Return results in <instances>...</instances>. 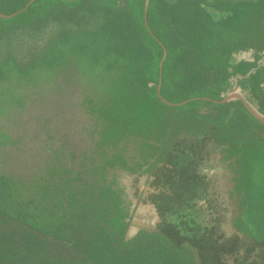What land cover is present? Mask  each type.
Returning <instances> with one entry per match:
<instances>
[{
  "label": "trees",
  "instance_id": "trees-1",
  "mask_svg": "<svg viewBox=\"0 0 264 264\" xmlns=\"http://www.w3.org/2000/svg\"><path fill=\"white\" fill-rule=\"evenodd\" d=\"M29 2L0 0V156L23 148L11 120L65 71L80 81L89 148L78 160L64 138L24 175L0 167V264H200L160 232L128 239L108 172H144L179 138L213 131L257 156L264 124L242 100H221L233 52L264 48V0H150L147 13L146 0ZM256 188L264 198V178Z\"/></svg>",
  "mask_w": 264,
  "mask_h": 264
},
{
  "label": "rangeland",
  "instance_id": "rangeland-1",
  "mask_svg": "<svg viewBox=\"0 0 264 264\" xmlns=\"http://www.w3.org/2000/svg\"><path fill=\"white\" fill-rule=\"evenodd\" d=\"M262 27L264 28V19ZM249 51H260L258 58L264 61V48L262 50L250 48ZM82 95L79 79L68 71L42 82L36 91L35 100L26 108L25 113L16 117L14 121L11 120L9 124V129L13 133L24 138L23 148L13 154L0 156L1 169L24 175L33 163L44 164L52 159L54 157L52 149L59 147L64 138H67L68 147L74 149L79 160L80 155L89 148V139L84 130V126L89 124V119L79 104ZM184 139L185 136L179 138L171 151L186 157L189 154V151L184 148L186 145L178 147ZM188 139L194 142L197 136L192 135ZM176 144L178 148L173 150ZM261 144L260 142L251 147L250 157L252 154L257 155H253L252 159L248 160L249 165L252 162L250 169L255 172L252 174L253 178L255 176L264 177V163L262 164L264 152L261 153L258 150V148L264 149ZM167 179V186L159 181L156 183L157 185L162 184L167 194L174 197L164 199L165 208L156 210L151 193H157L159 189L153 186L154 181L148 178L147 173L131 174L119 167L110 169L108 172V180L123 191L126 210L131 213L128 218L130 220L128 239L132 238L141 227L155 228L172 243H187L200 264H264V245L258 243L262 241L261 237H264V230H261L263 223L260 222V217L264 219L261 215L264 210L258 208V205L264 203V198L257 194L258 191L251 188V195L242 204V208L246 210L249 227L255 229L250 231L253 235L243 236L240 233L235 234L231 225L228 224L230 201L222 200L223 213L217 218L218 225L213 218L215 219L221 213L220 210H214L212 217H208L211 215L198 212L194 207L192 198L196 194L201 197L204 192L202 185L205 186L206 182L202 178H193L192 184H186L183 178H180L184 188L189 189L188 193L183 192L182 189L179 190L181 182L177 178H172L171 181ZM170 183L173 193L169 190L171 189ZM175 184H178L177 189L174 187ZM258 185H261V182ZM196 203L199 205L200 201ZM49 246L53 253L62 251L65 254L66 248L63 243L52 239Z\"/></svg>",
  "mask_w": 264,
  "mask_h": 264
},
{
  "label": "crops",
  "instance_id": "crops-1",
  "mask_svg": "<svg viewBox=\"0 0 264 264\" xmlns=\"http://www.w3.org/2000/svg\"><path fill=\"white\" fill-rule=\"evenodd\" d=\"M210 10L216 20H220L232 14L229 10ZM258 54L259 52L254 51L236 50L233 52L231 58L233 75H231L226 84L225 97H227L229 93H238L245 98L253 109L264 116V61H260ZM245 89L246 93L244 92ZM257 134L263 136L262 138H264V129L262 128L258 130ZM188 137H192V135H186L182 144L178 145V147L185 144L186 146L184 148L189 151V154L185 157V155L180 156L178 152L171 151V162H177L178 166H184L190 171V167H194L193 169L195 170V166L197 165L195 163V159L200 158V154L197 152L198 146H203V148H205L204 145H207L208 137L201 138L200 136H197V139L194 142H190ZM178 147L176 144V147L173 148V150ZM245 147L247 149L249 145ZM261 147H264V143L261 144ZM244 148L238 149L237 146L231 144V147L228 150L229 158H232L231 160L235 161L233 172H235L236 176L235 182L232 185L233 189H231L230 194V220L234 221L235 226L230 225L234 231L242 232L243 234L241 235L250 236L245 235L247 234L245 231L248 232L255 229H251L249 227L246 210L244 207L242 208V204L244 200L249 198L251 195V188H254V190L257 191L256 187L264 177H252V174H255V172L250 169V167L252 168V162H250L249 165L248 155L244 152ZM203 160L204 163L207 161V159ZM262 163H264V160H262ZM216 170L218 169L215 166L214 171ZM200 172L203 174L208 173V169L204 170V167H202ZM213 176L216 178L218 175L214 174ZM261 230H264V226H261ZM258 243L264 245V242Z\"/></svg>",
  "mask_w": 264,
  "mask_h": 264
},
{
  "label": "flooded vegetation",
  "instance_id": "flooded-vegetation-1",
  "mask_svg": "<svg viewBox=\"0 0 264 264\" xmlns=\"http://www.w3.org/2000/svg\"><path fill=\"white\" fill-rule=\"evenodd\" d=\"M248 50H240V51H249ZM246 93V89L244 91ZM248 93V92H247ZM238 98H233L231 100H235ZM189 135V134H188ZM195 136H200L202 137H208V142L207 145L197 148V152L200 154V158L195 159V170L193 169L194 167H190V171L188 168H185L184 166H178L177 162H171V151L162 159V160H156L153 159V166L149 169H147L144 172H139V173H131V174H148V178H150L152 181H154L153 186L155 185L156 189H159V191L152 192L151 198H153V206L154 209L159 210V209H164L166 205V201L164 199H168L170 197H174L170 195L169 193L167 194V190L161 186L164 184V186H167V178L171 181L172 178H177L178 181L181 182L180 178H183L184 182L186 184H192L193 183V178H202L204 180L205 186L202 185L204 188L202 191V196H198L196 194L192 198V203L195 205L194 207L197 208L198 212H206V214L211 215L208 217H212V215L215 213V211H221L218 216L214 220L215 223H219L217 218L221 217L223 210L221 209L222 207V200H225V202L230 201V194H231V189H233V183L235 182V172H233L234 169V164L235 161L231 160L232 158H229L228 156V150L231 147V144H226V143H221V137L217 136L214 131L207 132V133H200V134H195ZM203 159H207V161L204 163ZM217 167L218 170L214 171V167ZM204 167V170L208 169V173L203 174L200 172V169ZM207 167V168H206ZM214 174L218 175L216 178L213 176ZM161 182L162 184L157 185L156 182ZM171 186V183L169 184ZM175 184V188L177 189ZM201 184L199 183V186ZM180 188L179 190H183V192L189 191L187 188H184L183 181L180 183ZM194 186V184H193ZM198 186V190H199ZM232 186V187H231ZM158 187V188H157ZM171 193H173V187L171 186V189L169 188ZM198 192V191H197ZM177 193V192H176ZM122 196L124 199V206L126 209V199L123 195L122 191ZM142 197V196H141ZM194 199V201H193ZM200 201V204L197 205L196 202ZM189 204V203H188ZM190 206V205H189ZM191 207V208H194ZM127 222L128 225L130 226V220L128 219L129 216L131 215L130 211L127 212ZM212 221V220H211ZM228 224H231L232 226L234 225V221H231L229 219ZM141 230H147L151 232H160L158 230L154 229H149L146 227H141L134 236L138 234L139 231ZM128 232V231H127ZM161 233V232H160ZM235 234L240 233L243 234L242 232H237L234 231ZM248 235V234H245ZM133 236V237H134ZM255 241V240H253ZM257 242V241H255Z\"/></svg>",
  "mask_w": 264,
  "mask_h": 264
},
{
  "label": "water",
  "instance_id": "water-1",
  "mask_svg": "<svg viewBox=\"0 0 264 264\" xmlns=\"http://www.w3.org/2000/svg\"><path fill=\"white\" fill-rule=\"evenodd\" d=\"M35 0H30V2L26 5V7L25 8H27L28 6H30L31 5V3L32 2H34ZM149 3H150V0H146V13H147V11H148V8H149ZM24 8V9H25ZM0 16H4V14H2V13H0ZM165 55H166V49H165ZM233 97H237L238 99H240V100H242L243 102H244V104H245V106L247 107V109L250 111V113L255 117V118H257L258 120H260V122H262L263 124H264V116L261 114V113H259L258 111H256L255 109H253L252 107H251V105L245 100V98L242 96V95H240V94H238V93H229L228 94V96L227 97H225L224 99H222L221 101L222 102H227V101H229V100H231V98H233ZM164 101H166V99H164V98H162ZM187 101H184V102H182L181 104H184V103H186ZM134 229V228H133ZM135 230V229H134ZM133 230V231H134ZM128 233V232H127Z\"/></svg>",
  "mask_w": 264,
  "mask_h": 264
}]
</instances>
